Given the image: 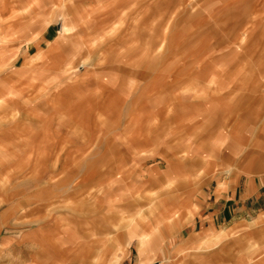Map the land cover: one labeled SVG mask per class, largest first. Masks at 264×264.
Instances as JSON below:
<instances>
[{
	"label": "rangeland",
	"instance_id": "rangeland-1",
	"mask_svg": "<svg viewBox=\"0 0 264 264\" xmlns=\"http://www.w3.org/2000/svg\"><path fill=\"white\" fill-rule=\"evenodd\" d=\"M263 175L264 0H0L4 259L264 264L197 204Z\"/></svg>",
	"mask_w": 264,
	"mask_h": 264
},
{
	"label": "crops",
	"instance_id": "crops-1",
	"mask_svg": "<svg viewBox=\"0 0 264 264\" xmlns=\"http://www.w3.org/2000/svg\"><path fill=\"white\" fill-rule=\"evenodd\" d=\"M233 183L234 181H215L209 196H201L197 204L200 205L203 210V227H215L218 224L228 222L224 227L233 226L231 232H234L250 222L256 224L261 219L264 221V175L260 179L247 178L244 182L242 191L237 190ZM190 192L192 191L189 190L186 197H188ZM256 194H259L261 200L258 201L263 204L260 210L253 216H249L248 214L235 216L238 212L245 211V213H250L253 211L254 204L250 205L248 202L257 200L258 197L254 199ZM152 233L150 234L152 235ZM29 236V232L13 233V244L18 247L21 245L23 248L27 249L30 246L28 242ZM263 244L262 246H264ZM141 247H143V245H141ZM262 249H264V247ZM3 250L0 253V264H34L31 263V259L24 256V253L18 255L14 253L15 251L11 252L12 254L10 257H5L4 259V256L8 254V248L4 247ZM1 257L3 258L1 259ZM151 262L143 264H150Z\"/></svg>",
	"mask_w": 264,
	"mask_h": 264
}]
</instances>
